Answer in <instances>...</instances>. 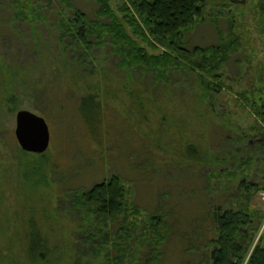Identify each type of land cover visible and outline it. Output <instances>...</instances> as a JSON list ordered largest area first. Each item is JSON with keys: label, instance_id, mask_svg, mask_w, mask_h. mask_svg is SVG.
Masks as SVG:
<instances>
[{"label": "rangeland", "instance_id": "374dc122", "mask_svg": "<svg viewBox=\"0 0 264 264\" xmlns=\"http://www.w3.org/2000/svg\"><path fill=\"white\" fill-rule=\"evenodd\" d=\"M66 1L72 6L66 5ZM120 2L111 0V6L116 9ZM258 2L206 0L203 15L207 21L197 22L185 34L184 45L189 51L193 47L217 45L230 34L227 11L220 8L222 4L234 19L231 36H236L241 45L216 71L222 89L208 98L202 96L195 73L183 68H173L166 80H156L140 66L119 67L118 51L106 42L93 50L98 74H106L98 81L100 99L93 98L82 108L78 99L68 97L64 91L61 108L30 100L21 103L15 111L1 114L5 129V146L0 145V261L5 260L3 264L10 263L1 247L4 250L6 243L12 242V253H19V245L25 243L28 218H33L42 233L49 232L52 241H58L60 247L68 248L67 241L76 238L80 245L77 253L83 264L103 261V251H89L81 234L89 231L100 243L96 237L98 229L105 228V232L115 237L126 223H122V217L104 221H98L94 215L87 218L72 204L71 195L113 173L121 176L128 187L129 221L136 217L135 221L139 222L159 214L170 228L167 239L158 247L157 264H180L193 256L199 260L197 248L204 249L202 242L215 235L211 208L237 206L244 185L250 193L249 205L257 211L254 245L264 230V146L259 145V138L245 134L242 137L255 114L250 104L237 94L262 85L263 91L255 89V99L264 97V21L258 12ZM97 6L94 0H20L19 6L14 0H0V29H38L41 57L58 68L62 76H68L72 71L65 65L70 61L58 54L55 45L58 22L69 20L73 8L84 13L88 20L107 21V17H96ZM213 19L215 25L210 23ZM161 50L162 47L156 52ZM32 53L23 48L21 57L15 51L14 57L30 63L36 58ZM193 56L198 58L196 53ZM19 109L43 116L49 128L47 157L38 169L42 173L40 179L34 176L37 182L21 176L22 161L32 164L38 157L20 155L10 147V137L17 144L13 131ZM82 110L87 119L81 117ZM188 144L205 151L201 163L186 158ZM242 166H246L245 171ZM211 170L216 175L209 176ZM44 175L46 185L40 181ZM126 226L129 234L122 239L123 245L140 264H149L153 242L146 239L141 224L139 228L133 222ZM261 244L264 246V234ZM109 248L118 254L117 249Z\"/></svg>", "mask_w": 264, "mask_h": 264}, {"label": "trees", "instance_id": "16d2710c", "mask_svg": "<svg viewBox=\"0 0 264 264\" xmlns=\"http://www.w3.org/2000/svg\"><path fill=\"white\" fill-rule=\"evenodd\" d=\"M14 1L19 6L20 0ZM94 1L98 5L96 17H107V21L88 20L84 13L73 8V15L69 20L62 19L58 22L55 45L58 54L69 59L70 64L65 66L66 68L70 66L72 75L62 76L58 68L41 57L42 45L38 40L40 33L38 29H0V116L6 110L15 111L21 103L30 100H37L46 105L55 104L61 108L65 98L64 91L68 97L78 99L82 108L91 103L93 98L100 99L101 86L98 81L101 80L100 76L106 74H98L99 70L94 64L97 58L93 50L106 42L111 45L112 50L118 51L119 67L140 66L156 80H166L169 70L183 68L195 73L203 97L208 98L210 94L222 89L219 82L220 74L216 71L230 59L231 52L241 45L236 36H231L234 19L224 4L220 8L227 11V28L230 33L228 39L220 41L217 45L193 47L192 51H189L184 45V36L197 22L207 21V17L203 15L206 0H121L116 9L111 6V0ZM66 5L72 6L68 1ZM258 12L264 21V0H259ZM16 13H20L19 10ZM217 13L220 15V12ZM210 23L215 25V19ZM160 47L163 50L156 52ZM23 48L31 50V53L33 51L32 54L36 56L33 62L25 63L14 57V51L21 57ZM194 53L198 54V58H194ZM104 84V87H108L109 93V86L105 81ZM255 89L263 91L260 85L253 87L251 92L244 89L237 94L244 103L250 104L255 114V119L241 135L259 138V145L264 146V97L258 99V102L255 99L257 91ZM54 92H59L58 96ZM81 114H83L81 117L86 118L83 110ZM89 120L88 118V122ZM2 123L3 119L0 117V145L4 147L5 129ZM242 137L239 136V139H243ZM10 140V147L20 155L34 154L38 157L32 164L22 161L21 176L37 182L34 176L40 179L39 174L42 173H39L38 169L46 161V151L25 152L11 137ZM246 146H249V142H246ZM196 147L194 144L187 145L186 158L199 164L204 160L205 151L199 146ZM245 167L242 166L241 169L245 171ZM210 175L216 173L211 170ZM40 181H45V175ZM46 182L47 180L45 185ZM262 188L264 189V184ZM247 190L245 185L242 186V192L239 193L242 199L237 203L238 207L211 208L209 213L215 235L207 237L206 241L202 242L201 246H204L202 250L199 245L191 244L199 247L197 248L199 260L193 256L180 264H264V246L261 244L264 230L252 245L254 232L258 229L255 222L257 211L249 205L250 193ZM71 196L72 204L87 218L94 215L98 221H104L122 217V223L133 222L137 228L141 224L146 239L154 244L148 255L149 264H157L158 247L167 239L170 228L164 217L159 214L149 215L139 222L135 221L136 217L129 221L127 217L129 208L126 207L129 190L121 176L113 173L92 184L88 189L75 190ZM126 224L122 225L115 237L108 231L105 232V228L98 229L96 237L100 238V243L89 231L81 234V239L89 246V251L93 252L96 249L103 251V261L98 264L139 263L123 245L125 240L122 239L129 234ZM24 234L25 243L19 245V253L22 252L20 257L19 253H12L14 243L11 242L10 245L6 243L7 248L4 250L1 247V251H6L5 257L10 264H83L77 253L80 245L76 238L67 241L68 248H64L67 245L60 247L58 241H52L49 232L42 233L38 229L33 218L26 220ZM93 242L96 244H92ZM110 246L118 250L117 255L112 253ZM4 261L0 262L3 264Z\"/></svg>", "mask_w": 264, "mask_h": 264}, {"label": "water", "instance_id": "95a60500", "mask_svg": "<svg viewBox=\"0 0 264 264\" xmlns=\"http://www.w3.org/2000/svg\"><path fill=\"white\" fill-rule=\"evenodd\" d=\"M13 132L18 146L25 152L43 153L48 148V124L43 116L33 111L17 110Z\"/></svg>", "mask_w": 264, "mask_h": 264}]
</instances>
